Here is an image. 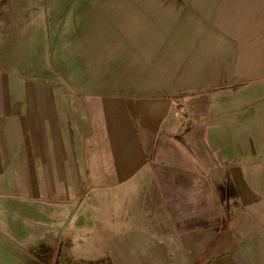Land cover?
<instances>
[{
    "label": "crops",
    "instance_id": "obj_1",
    "mask_svg": "<svg viewBox=\"0 0 264 264\" xmlns=\"http://www.w3.org/2000/svg\"><path fill=\"white\" fill-rule=\"evenodd\" d=\"M2 1L0 264H57L62 204L116 187L142 204L117 264H264V0H184L193 18L175 26L189 35L161 39L119 31L137 21L108 33L88 20L66 33L67 63L63 26L51 33L41 6L6 18ZM40 20L56 41L30 68L25 31ZM101 36L107 50L118 40V62L97 60ZM233 77L257 97L219 95L214 83Z\"/></svg>",
    "mask_w": 264,
    "mask_h": 264
},
{
    "label": "rangeland",
    "instance_id": "obj_2",
    "mask_svg": "<svg viewBox=\"0 0 264 264\" xmlns=\"http://www.w3.org/2000/svg\"><path fill=\"white\" fill-rule=\"evenodd\" d=\"M186 2L184 0H3L2 4L8 6L6 18H15L19 15L21 18L23 12L28 13V20L35 17V9L42 7L45 13L44 18H47L48 29L52 32H57L56 27H60L61 34L58 35L63 40L65 46L63 57L72 60V54L76 51L73 50V40L67 38V31L74 28H81L83 25L88 24V20L95 21L98 25H106L108 33L116 32V27L119 22L121 25H126L130 22L137 21L135 28H128L127 31L119 29L123 35L130 38L131 35H136L140 32L144 35L154 36L156 39L168 36H184L189 35L191 28L187 27L183 30L175 24L180 23L182 18H193L191 13L193 10L186 9ZM1 4V5H2ZM48 4L47 7H44ZM44 5V6H43ZM48 8V9H47ZM137 10V11H135ZM65 14V16H63ZM41 16V15H40ZM18 18V16H17ZM54 19H57L55 22ZM143 21H148L143 28ZM29 24V21H27ZM154 24V26H153ZM44 22L40 20L36 24V28L32 31L26 29L27 33V67L35 65L40 66V58L43 55L50 57V49H54L55 38H48L47 33L40 36L41 29L46 30ZM74 25L76 27H74ZM194 28V27H193ZM90 30V29H89ZM106 30V29H105ZM104 30V31H105ZM195 33V28H194ZM50 34V33H49ZM96 31L92 32V40L95 39ZM121 36V34H119ZM102 37V36H101ZM74 38V36L72 37ZM100 38V37H99ZM60 40L59 42H62ZM126 39V37L124 38ZM103 41V37L101 42ZM169 43V39L167 40ZM71 45V46H70ZM158 45H162L159 44ZM229 45L236 51L243 45L241 40L233 43L229 41ZM99 50L96 51L98 57H113V61L118 62L116 54L118 51L117 44L114 43L113 47L107 50V44L103 42L98 45ZM124 51L128 55H133L131 51V43H122ZM79 53V49L77 50ZM91 52V51H90ZM37 57V61L33 62L30 59L31 54ZM92 54V53H91ZM93 55V54H92ZM52 57L57 65L58 60ZM96 58H93L96 59ZM102 59V58H101ZM100 60V59H99ZM98 60V61H99ZM91 62V61H90ZM70 65V63H69ZM88 66V62H87ZM231 65H227L224 72L228 73ZM74 68V67H73ZM75 69V68H74ZM111 71V70H109ZM231 77L229 73L228 78ZM238 77H233L228 82L219 81L214 83L216 89H219V95H228L229 97H236L237 99L244 100L248 98L257 97V89H246L251 84L247 80L244 83L239 82ZM229 147L234 148L241 145L240 139L237 137L231 138ZM211 142V140H210ZM212 144L222 145L223 140H212ZM226 146V145H225ZM250 146H254V142L250 141ZM81 191V190H79ZM84 193V192H81ZM74 191L73 197L70 202H64L66 211L62 214L60 222L58 223L59 233L52 235V245L59 249L57 264H79L82 261L87 264H117L118 260V238L120 236L121 228H129L128 226H138V213L141 210V203L131 202L130 194L118 191L116 188H91L85 189V193L81 194ZM79 195V198H77ZM121 202V205H120ZM118 206L120 208H118ZM145 225V222H144ZM157 256V253H155ZM161 259V257H158Z\"/></svg>",
    "mask_w": 264,
    "mask_h": 264
}]
</instances>
